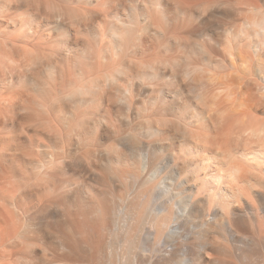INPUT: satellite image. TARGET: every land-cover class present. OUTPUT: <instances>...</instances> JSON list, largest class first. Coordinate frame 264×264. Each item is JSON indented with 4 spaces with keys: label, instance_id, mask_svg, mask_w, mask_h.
Instances as JSON below:
<instances>
[{
    "label": "bare ground",
    "instance_id": "bare-ground-1",
    "mask_svg": "<svg viewBox=\"0 0 264 264\" xmlns=\"http://www.w3.org/2000/svg\"><path fill=\"white\" fill-rule=\"evenodd\" d=\"M0 264H264V0H0Z\"/></svg>",
    "mask_w": 264,
    "mask_h": 264
}]
</instances>
